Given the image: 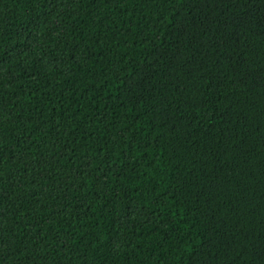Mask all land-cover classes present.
I'll return each mask as SVG.
<instances>
[{
	"label": "trees",
	"instance_id": "1",
	"mask_svg": "<svg viewBox=\"0 0 264 264\" xmlns=\"http://www.w3.org/2000/svg\"><path fill=\"white\" fill-rule=\"evenodd\" d=\"M0 264H264V0H0Z\"/></svg>",
	"mask_w": 264,
	"mask_h": 264
}]
</instances>
